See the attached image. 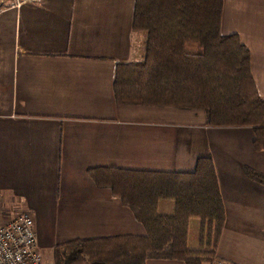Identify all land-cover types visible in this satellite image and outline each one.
I'll use <instances>...</instances> for the list:
<instances>
[{
    "label": "crops",
    "instance_id": "obj_1",
    "mask_svg": "<svg viewBox=\"0 0 264 264\" xmlns=\"http://www.w3.org/2000/svg\"><path fill=\"white\" fill-rule=\"evenodd\" d=\"M134 7V0H0L1 219L24 212L34 219L42 255L76 237L141 235L146 228L130 207L89 170L190 171L211 154L226 211L214 258L264 264V184L244 173L246 166L264 173L253 127L210 126L195 107L115 100L117 62L145 53ZM222 12L221 32L237 33L250 49L264 96V0H224Z\"/></svg>",
    "mask_w": 264,
    "mask_h": 264
},
{
    "label": "trees",
    "instance_id": "obj_2",
    "mask_svg": "<svg viewBox=\"0 0 264 264\" xmlns=\"http://www.w3.org/2000/svg\"><path fill=\"white\" fill-rule=\"evenodd\" d=\"M134 3L132 27L144 30L145 53L117 62L115 100L203 109L210 126L248 124L253 147L264 150V96L251 72L250 49L237 33L221 32L224 0ZM195 162L190 171L90 169L100 186L111 187L130 207L146 233L76 237L53 248L52 264H146L150 257L229 264L214 258L226 217L216 166L211 154ZM244 173L264 184L263 172L246 166ZM198 217L201 243L191 248L190 221Z\"/></svg>",
    "mask_w": 264,
    "mask_h": 264
},
{
    "label": "built area",
    "instance_id": "obj_3",
    "mask_svg": "<svg viewBox=\"0 0 264 264\" xmlns=\"http://www.w3.org/2000/svg\"><path fill=\"white\" fill-rule=\"evenodd\" d=\"M34 225L26 212L8 220L0 217V264H42Z\"/></svg>",
    "mask_w": 264,
    "mask_h": 264
},
{
    "label": "rangeland",
    "instance_id": "obj_4",
    "mask_svg": "<svg viewBox=\"0 0 264 264\" xmlns=\"http://www.w3.org/2000/svg\"><path fill=\"white\" fill-rule=\"evenodd\" d=\"M167 205L168 204L166 203L165 206H167ZM200 230H201V224H200L199 217L191 219L190 231H188V237L190 239L189 240V247L197 248L200 246V243H201ZM41 256L43 259V261H42L43 264H52L53 255L51 253L49 254L48 252L43 251V255L41 254Z\"/></svg>",
    "mask_w": 264,
    "mask_h": 264
}]
</instances>
